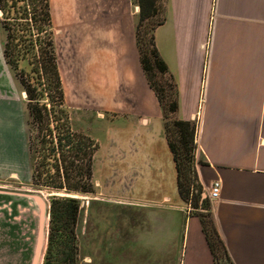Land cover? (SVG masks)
Instances as JSON below:
<instances>
[{
  "label": "crops",
  "instance_id": "1",
  "mask_svg": "<svg viewBox=\"0 0 264 264\" xmlns=\"http://www.w3.org/2000/svg\"><path fill=\"white\" fill-rule=\"evenodd\" d=\"M163 2L153 35L177 85L176 118L197 125L198 183L205 192L213 182L221 185L209 213L233 264H264V0ZM79 10L105 50L65 68L72 71L74 105L92 125L91 134L79 132L98 144L96 200L140 215L153 246H167L173 264H214L200 211L178 194L163 112L140 64L136 0H83ZM7 69L0 93L8 73L16 81ZM26 192L19 200L0 198V264H42L47 204L42 223L39 196ZM135 231L143 235L140 226Z\"/></svg>",
  "mask_w": 264,
  "mask_h": 264
},
{
  "label": "trees",
  "instance_id": "2",
  "mask_svg": "<svg viewBox=\"0 0 264 264\" xmlns=\"http://www.w3.org/2000/svg\"><path fill=\"white\" fill-rule=\"evenodd\" d=\"M135 37L140 64L163 112L165 135L177 173L178 194L200 211L214 264H233L209 213V199L195 171L196 130L176 118L178 89L160 57L153 32L162 24L163 0H136ZM2 58L25 94L26 142L32 189L46 193L49 216L42 264H77L76 227L81 202L72 195L94 196L93 161L98 144L72 126L55 46L50 0H0ZM26 65L27 69L22 66Z\"/></svg>",
  "mask_w": 264,
  "mask_h": 264
},
{
  "label": "rangeland",
  "instance_id": "3",
  "mask_svg": "<svg viewBox=\"0 0 264 264\" xmlns=\"http://www.w3.org/2000/svg\"><path fill=\"white\" fill-rule=\"evenodd\" d=\"M50 2L59 68L60 72L61 69L64 72L66 70L65 75L69 82L66 87L64 86V93L72 126L76 131L81 130L91 134L92 125L85 120L86 112L78 110L73 102L72 71L65 68L69 64L76 66L83 57H91L105 50L104 47L95 45L91 30L87 31L90 29V24L81 17L79 10L83 0H50ZM3 43L4 34L0 28V73L8 68L2 58ZM22 67L27 69L26 65ZM1 81L3 82L0 93V189H2L0 192L8 194L0 193V198H7L8 201L19 200L27 195V190L35 192L33 196L41 197L42 207L40 205L39 207L43 223L45 199L49 195L33 190L30 181L31 159L26 142L25 94L10 73ZM96 175H98L97 171ZM15 194L20 197H15ZM96 198L95 195L78 197L81 211L76 227L79 248L77 264H173L172 254L167 246L157 249L153 246V240L145 233L150 228L144 225L143 221L142 223L137 221L140 215L121 210L118 206H109ZM48 221L49 218L47 229L41 228L40 232L39 243L44 244L42 263L46 249ZM139 226L143 235L136 237L134 232Z\"/></svg>",
  "mask_w": 264,
  "mask_h": 264
},
{
  "label": "built area",
  "instance_id": "4",
  "mask_svg": "<svg viewBox=\"0 0 264 264\" xmlns=\"http://www.w3.org/2000/svg\"><path fill=\"white\" fill-rule=\"evenodd\" d=\"M215 11L216 10L213 11L212 20L214 19ZM212 24H213V22H212ZM212 32H213V25H211V35H210V38L207 41V44L205 46V49H206V52L208 55L207 65H208V61H209V54H210V51L212 48ZM220 191H221L220 183L219 182H213L209 185L208 189L206 190V195H204V196H206L211 203H214L220 198ZM188 206L190 207V205H188Z\"/></svg>",
  "mask_w": 264,
  "mask_h": 264
},
{
  "label": "water",
  "instance_id": "5",
  "mask_svg": "<svg viewBox=\"0 0 264 264\" xmlns=\"http://www.w3.org/2000/svg\"><path fill=\"white\" fill-rule=\"evenodd\" d=\"M49 196H51V195H49ZM71 197L78 198L79 196L78 195H72ZM36 200L39 203V205H41V207H42V202H41L40 198H37Z\"/></svg>",
  "mask_w": 264,
  "mask_h": 264
},
{
  "label": "bare ground",
  "instance_id": "6",
  "mask_svg": "<svg viewBox=\"0 0 264 264\" xmlns=\"http://www.w3.org/2000/svg\"><path fill=\"white\" fill-rule=\"evenodd\" d=\"M41 206V205H40Z\"/></svg>",
  "mask_w": 264,
  "mask_h": 264
}]
</instances>
